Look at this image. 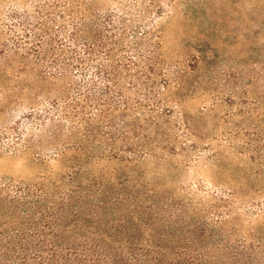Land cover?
<instances>
[{"label": "trees", "instance_id": "trees-1", "mask_svg": "<svg viewBox=\"0 0 264 264\" xmlns=\"http://www.w3.org/2000/svg\"><path fill=\"white\" fill-rule=\"evenodd\" d=\"M173 1L0 0V95L22 114L1 146L62 167L0 181V264H264L256 244L215 239L221 219L121 168L177 153L178 122L192 133L178 109L186 71L172 78L161 50ZM9 61L19 81L3 85ZM102 161L120 168L94 173Z\"/></svg>", "mask_w": 264, "mask_h": 264}, {"label": "rangeland", "instance_id": "rangeland-1", "mask_svg": "<svg viewBox=\"0 0 264 264\" xmlns=\"http://www.w3.org/2000/svg\"><path fill=\"white\" fill-rule=\"evenodd\" d=\"M158 19L164 66L172 78L187 74L190 93L178 109L192 133L178 122L177 153L121 168L174 195L189 214L221 219L213 227L215 239L256 244L257 259L264 262V0H174ZM4 65L3 85L18 82L17 64ZM175 91L171 87L170 95ZM20 108L0 95V130L19 119L22 114L13 111ZM3 146L0 181L32 183L62 172L58 163L16 156ZM117 168L102 161L92 169L111 175ZM247 255L246 248L241 256Z\"/></svg>", "mask_w": 264, "mask_h": 264}]
</instances>
